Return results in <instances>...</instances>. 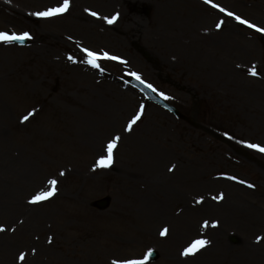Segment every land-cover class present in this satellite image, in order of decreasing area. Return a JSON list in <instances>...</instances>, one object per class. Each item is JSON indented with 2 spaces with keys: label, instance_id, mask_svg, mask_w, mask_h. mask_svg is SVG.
<instances>
[{
  "label": "rangeland",
  "instance_id": "374dc122",
  "mask_svg": "<svg viewBox=\"0 0 264 264\" xmlns=\"http://www.w3.org/2000/svg\"><path fill=\"white\" fill-rule=\"evenodd\" d=\"M62 2L0 0V31L32 36L25 47L0 44V264H112L143 259L149 249L159 260L146 264H264V241L256 243L264 236V153L247 146H264V33L204 0H70L51 42L35 38L29 16ZM212 3L264 28V0ZM117 14L112 24L103 19ZM43 45L81 61H69L66 72L49 69ZM83 47L126 63L101 60V72L82 62ZM69 69L91 71L93 80L69 86ZM131 73L186 120L121 83ZM141 105V120L126 131ZM115 135L121 140L113 164L95 168ZM145 164L162 178L161 195L149 194L158 216L140 208L147 191L119 179ZM50 179L58 181L56 195L29 203L49 190ZM132 188L133 200L122 193ZM220 193L223 200L212 199ZM104 197L111 198L108 209L92 206ZM198 238L211 244L183 256Z\"/></svg>",
  "mask_w": 264,
  "mask_h": 264
},
{
  "label": "snow or ice",
  "instance_id": "6c2138e0",
  "mask_svg": "<svg viewBox=\"0 0 264 264\" xmlns=\"http://www.w3.org/2000/svg\"><path fill=\"white\" fill-rule=\"evenodd\" d=\"M204 2L206 4H210L213 8L219 9L220 12L225 13L227 16L233 17L240 24L246 25L249 28H253L257 32L264 33V28L257 27V25H255L254 23L249 22L247 19H242L241 16L236 15L235 13H233L231 11H227L225 8L221 7L219 4L212 3V0H204ZM69 9H70V0H63L62 4L60 6L49 7L45 11H38V12L33 13V15H35L39 18L50 19V18H54V17L62 16L64 14H66L69 11ZM86 11H89L90 15L97 17V18H100L99 14L97 12L90 11L87 9H86ZM117 18H118V14L116 16H113L112 18L104 17L103 19L108 24H112L115 22V20ZM223 23H224L223 20L219 21L216 24V27L218 29L221 28ZM30 39H32V36L27 31H24L20 34H17L15 32L9 34V32H7V31H0V44H3V45H14L16 43L23 44L25 40H30ZM69 39H71V37H69ZM81 51L84 53V57H85L82 62L88 64L92 68L97 69L101 72L104 71V69L101 67V64L99 63V61H101V60H112V61H119L121 63H126V61L122 60L119 56L110 55L107 51L98 52L95 50H91L87 47H83L81 49ZM68 59L71 60L73 63L78 62L71 55L68 57ZM258 74L259 73H258L257 69L255 68V66H253L250 69V75L255 77ZM131 75H133L141 83H144V81L141 79V76L139 74L131 73ZM147 86L149 88H152L151 84H148ZM153 91H155V89H153ZM161 95H163V93H161ZM143 111H144V108H143V105H141L139 112H137L135 115H133L132 118L128 121V123L126 125V131L131 132L133 130L134 125H136L141 120L142 115H143ZM32 115H34V113L30 112L28 115L23 116L22 122H27L29 120L30 116H32ZM120 140H121V137L119 135H115L114 137H112L107 142L106 147L104 149V152H106V154H101L99 156V158L96 160L95 168H108L113 164L114 151L117 148ZM247 146L249 148H252V149H255L257 151L264 153V146H261L260 144L248 143ZM174 167L175 166H173L169 170L170 171L174 170ZM95 168L93 170H95ZM60 175H64V173L61 172ZM227 178L230 180H237V177H235V176H229ZM238 182L241 184L247 183L244 180H238ZM48 185H49V190L38 191L35 195H33L31 197L29 203L40 204L42 202L49 200L53 196H55L57 191H58V188H57L58 181L56 179H50V180H48ZM247 186L248 187H254V185H252V184H247ZM212 199L216 200V201H221L224 199V194L220 193L218 196H213ZM197 203H203V198L201 197L199 200H197ZM209 226H210L209 221L204 220L202 227L208 228ZM218 226H219L218 221H214L211 223V227H213V228L218 227ZM5 231H6V229L3 226H0V233H3ZM168 231H169L168 228L165 227L161 230L160 235L165 236L168 234ZM261 241H264V236H257L256 237V243H260ZM49 242H51V239H49ZM210 244H211V241L208 239H203V238L194 239L188 244L187 247H185L182 250L181 254L185 257H188L190 255H195L197 252L206 248ZM151 255H152V250L149 249L148 252L145 254L143 259H139V260H137V259L114 260L112 262V264H146L148 257H150ZM18 259L21 262L25 261L26 253L21 251L18 255Z\"/></svg>",
  "mask_w": 264,
  "mask_h": 264
},
{
  "label": "bare ground",
  "instance_id": "6f19581e",
  "mask_svg": "<svg viewBox=\"0 0 264 264\" xmlns=\"http://www.w3.org/2000/svg\"><path fill=\"white\" fill-rule=\"evenodd\" d=\"M66 15H67V13H66ZM64 17H65V14L62 15V16L54 17V18H50V19L35 18V17H33V19H32L29 16V18L34 22V23H32V29H33V31L35 33V38H39L43 34H45L46 37H47V39H45L46 43L47 44L50 43L52 37L56 35L55 27H56V24L59 23L58 19H60V18L64 19ZM43 46H45V45H43ZM45 48H46L45 52L40 57L41 58H45V60L43 62L46 63L47 67L49 69L54 70V71L60 70V71L66 72L67 71V65H68V63H71V62H69L71 60H69L67 58L69 60V61H67L65 59V57H63L61 55V53H60L61 49H59V48L56 49V51H51L46 46H45ZM74 55H75L76 60L78 59L79 62H80L81 60L79 59V57H81V56L79 54H76V53ZM77 68L81 72L80 67H77ZM89 72L90 73H83L82 72L83 75H80L79 73H76V70L72 71L71 69H69V74L66 75L68 77L67 78V81H68L67 84L69 86H71L73 84H77L78 86H81V84L84 81L89 82V80L90 81L93 80L92 79L93 78L92 77L93 74L91 73V71H89ZM2 105H3V102H1V97H0V108L2 107ZM96 124H99V123H95L94 126H96ZM108 125L109 124H107V123H103L100 126L104 127V126H108ZM83 127H86V125H83ZM83 131L84 130H82V132ZM84 134H86L85 136H87L88 138H91L89 136L90 132L86 133V130H85ZM122 162H125V161H122ZM127 162L131 163V160L128 159ZM115 165H116V163H115ZM133 172H135V171L128 170L127 172L126 171L121 172L120 176H119V179H121L123 181V183H122L123 185H125L127 183H130L134 179L133 186H135V188H137V189L139 188L141 191L142 190L147 191V193H148L147 197H146V199H144L141 202L140 208L141 209H148V210H150V211H152V212H154L156 214L157 211H155V208L153 206H151V204H150V202L153 201V199L149 197V194H151V196H156V194L161 195L162 189H163L159 185V180H162L161 175H159V174L158 175H153L156 172V169H154L151 166H148L146 164L142 165V167H138V169L135 172L134 176L131 175ZM137 172H139V174H137ZM141 173H143V174H141ZM163 177H166V176L163 175ZM171 177H173V176L171 175ZM137 179H141V180H137ZM132 190H133V192H130L129 194H127L126 193L127 191H125V189H123L122 193L125 196H128V195L136 192V191H134V188H132ZM129 197L133 200V198L131 196H128V198ZM156 216H158V213L156 214ZM145 217H146V215L142 216V219L144 221H145Z\"/></svg>",
  "mask_w": 264,
  "mask_h": 264
},
{
  "label": "water",
  "instance_id": "95a60500",
  "mask_svg": "<svg viewBox=\"0 0 264 264\" xmlns=\"http://www.w3.org/2000/svg\"><path fill=\"white\" fill-rule=\"evenodd\" d=\"M23 44H26L25 41ZM129 83L133 84L137 89L141 90L143 93L146 94V96L156 102L157 104L161 105L163 108L169 110L170 112L174 113L176 116L180 117L181 115L179 114V112L172 106L168 105L167 103H165L163 100L157 98L151 91L150 89L142 84L141 82L137 81V80H128ZM95 206H97L98 208L100 209H105L109 206V199H104V200H101V201H98L95 203ZM157 258V254L152 252V255H151V259L152 260H155Z\"/></svg>",
  "mask_w": 264,
  "mask_h": 264
}]
</instances>
